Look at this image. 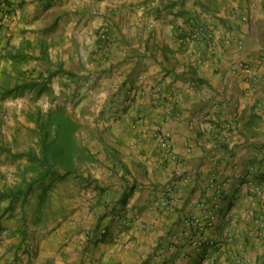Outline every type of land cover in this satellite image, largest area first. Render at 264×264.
I'll return each mask as SVG.
<instances>
[{"label": "crops", "instance_id": "obj_1", "mask_svg": "<svg viewBox=\"0 0 264 264\" xmlns=\"http://www.w3.org/2000/svg\"><path fill=\"white\" fill-rule=\"evenodd\" d=\"M60 3L77 28L61 38L59 55L96 53L97 28L107 25L106 49L124 59L111 67L125 84L108 86L125 101L113 114L106 89L93 83L80 92L90 103L79 108L91 112L85 146L94 156L82 172L94 182L76 183L73 205L55 203L47 221L42 207L38 228L28 202L16 209L7 199L0 264H264V0H9L0 56H16L17 30L43 26L38 17ZM25 37L28 56L34 39ZM86 68L92 77L95 66L79 73ZM207 208L216 224L186 234L185 219H202ZM98 226L107 234H94ZM194 239L205 242L197 249Z\"/></svg>", "mask_w": 264, "mask_h": 264}, {"label": "rangeland", "instance_id": "obj_2", "mask_svg": "<svg viewBox=\"0 0 264 264\" xmlns=\"http://www.w3.org/2000/svg\"><path fill=\"white\" fill-rule=\"evenodd\" d=\"M73 14L72 11L63 9L61 3L55 5L54 9L51 11L42 12L38 19L44 23L43 26L30 28L24 26L17 30L16 36L18 39L20 37L23 39L18 43L19 50L16 56L10 58L7 53L0 56V74L2 75L0 78L1 92L3 88H15L16 85L21 84L24 80H38L40 74H43L45 78H49L50 80L48 85L43 87L40 93H37V90L32 88L20 91L15 90V93L8 97H0V145L11 148L13 153L26 152L31 148H36L37 137L33 132L35 125L29 120L28 113L35 111L37 108L46 111L56 105L67 106L69 112L82 124L81 130L78 133V139L80 143L85 146L88 145L89 139H91L90 136H87L90 132V130H88L87 121L90 120L89 117H91V112L84 107L82 109L79 108L81 104L89 100L88 97H86L87 95L84 97L80 96V92L88 91L91 84L95 83L94 88H97V90H101V87L106 89L104 93L107 94V107H109V104L114 100H117L121 105L125 101L120 100L122 95V93H119L120 89L117 91V93H119L117 97L116 92L112 91L113 88L108 86L109 83L113 84L115 80H117L116 82H118L119 88L125 84L122 82V74L119 73L118 70H113L111 67H119L124 59L116 60L117 56L112 55L111 52L109 53L108 49H106V46L108 48L112 43L110 39L111 36L110 38L108 37V35L111 34V29L108 28L107 25L101 24L98 26L96 35L99 37L100 46H98V51L96 53L92 52L91 56L87 55L86 58L82 56L75 58L73 55L61 57L59 51L56 50L58 45L62 42L61 38L64 37L65 33L69 32L72 34L74 29L77 28V26L69 23ZM29 33L33 36L34 44L32 48H30L32 54L25 56V54L22 55L21 52L24 51L25 48L29 49L27 43H24L25 36L29 35ZM14 36V33L10 36L6 35L7 46H10L9 42L15 38ZM45 46L49 54L48 56L45 55ZM50 48L53 50V56L49 53ZM36 50H38V54H36ZM107 52L108 54H106ZM93 54H95V56H93ZM10 59H12V63L9 62ZM91 64L96 68L92 69L94 70L92 77L90 76L91 74L87 72V68L85 72L79 73L80 71L78 69H85L86 66ZM59 68L64 69L68 74L54 73L58 72ZM108 69H110L109 73H107ZM11 71L16 73L17 84H12L13 81L11 82ZM51 74L55 75L50 76ZM76 76L83 77V83H80V88L77 87L75 83ZM103 78H111V81L106 80L107 84H97ZM135 79L136 74L127 81L132 84ZM57 83L59 87L54 86V84ZM127 90L130 92L133 91L134 88H128L125 92H127ZM89 104L90 103L87 102L86 106ZM26 164V158H15L6 153L0 154V189L6 190L18 187L22 182L23 166ZM81 169L85 172V170H90L91 166L83 164ZM76 183H78V179H74V177H70L65 181L56 182L53 188L56 189V191L52 189V192H54L53 194L56 195L49 199L52 194L50 192L48 198L42 204H39L40 200L37 195L40 189L36 188L32 195L33 198H30L26 205V210H30L35 214V217L31 221V225L34 226V228L40 226L42 218L41 216L37 218L36 215L38 211L43 209L42 207H44L46 212L47 221L49 218L48 214L51 215L49 212H52L55 203H61L63 200L67 202H63V207L73 205V200L76 199L74 196L77 195V193H75L77 191V187L75 186ZM85 186L88 185L85 184ZM13 204H15L14 206L16 209H23L20 201L12 202V205ZM0 207L4 210L13 206L8 205L7 199H4L0 200ZM99 229L98 226L94 234H99L103 228ZM93 236L96 237L95 235Z\"/></svg>", "mask_w": 264, "mask_h": 264}, {"label": "trees", "instance_id": "obj_3", "mask_svg": "<svg viewBox=\"0 0 264 264\" xmlns=\"http://www.w3.org/2000/svg\"><path fill=\"white\" fill-rule=\"evenodd\" d=\"M54 73L68 74L62 68ZM53 75L55 74L50 76ZM49 82V78L40 74L38 80H24L13 89L3 88L1 96L8 97L15 93V90L32 88L40 93ZM28 118L35 125L33 132L37 137L36 148L13 153L11 148L0 145L1 152L27 160L22 170L21 184L16 188L0 190V200L21 201L24 206L35 189L39 188L38 199L39 204H42L56 182L65 181L70 177L78 179L81 184L91 185L94 181L84 176L81 166L92 162L94 156L88 147L80 143L78 133L82 125L69 112L67 106L56 105L46 111L37 108L28 113ZM127 191L121 197L120 203H125L129 197Z\"/></svg>", "mask_w": 264, "mask_h": 264}, {"label": "built area", "instance_id": "obj_4", "mask_svg": "<svg viewBox=\"0 0 264 264\" xmlns=\"http://www.w3.org/2000/svg\"><path fill=\"white\" fill-rule=\"evenodd\" d=\"M10 6H9V0H0V28L4 25L6 21L10 19ZM243 72L247 74L250 77H254L256 73L248 66L243 67ZM122 105L117 101L114 100L109 104L110 110L113 112V114H117ZM168 137V136H166ZM211 187H213L214 191L217 193V195H221L222 192V186L215 182V180H211ZM171 195V189L169 188L167 190V202H169V197ZM166 202V203H167ZM217 222V216L215 214L214 208H207L204 210V215L201 218H195V217H190L185 219L184 225L187 227V230L185 231L186 234H190L191 227L195 224L196 227L198 228L199 232H204L206 229L213 227ZM101 235L107 234L106 229H102L100 231ZM205 242L204 239H194L192 241V245H194L197 249H199L202 244Z\"/></svg>", "mask_w": 264, "mask_h": 264}]
</instances>
